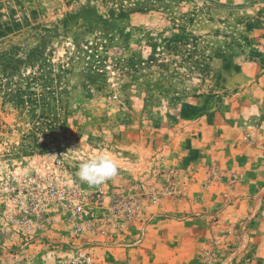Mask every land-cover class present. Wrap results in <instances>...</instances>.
<instances>
[{
	"label": "rangeland",
	"instance_id": "1",
	"mask_svg": "<svg viewBox=\"0 0 264 264\" xmlns=\"http://www.w3.org/2000/svg\"><path fill=\"white\" fill-rule=\"evenodd\" d=\"M101 150L118 172L90 186L78 165ZM262 158L264 0H0V264H59L71 240L96 264H166L157 240H201L168 264H264V240L223 261L235 243L211 241L236 240L211 212L250 207Z\"/></svg>",
	"mask_w": 264,
	"mask_h": 264
},
{
	"label": "crops",
	"instance_id": "2",
	"mask_svg": "<svg viewBox=\"0 0 264 264\" xmlns=\"http://www.w3.org/2000/svg\"><path fill=\"white\" fill-rule=\"evenodd\" d=\"M264 158L261 160L263 162V167L260 168L258 173L253 177L250 178L248 183L249 185H252L254 183V190L252 191V194L249 196L251 202L250 207L246 209L245 207H242L241 204L236 203L237 200L234 203H226L221 206H215L214 209H212V214L216 217L214 220V225L221 226L225 228L229 233H232L233 231H238V236L236 237V240L234 236L228 235L227 232H224L223 236H217L212 237L213 240H211L213 243L215 242H223L224 240L231 241L235 243V249L232 250H226L223 252V257L221 258L222 261L225 260V258H231L233 256L234 258L242 253V250L245 249L248 245V243H251L252 241H260L264 240ZM239 193V192H238ZM236 197L244 198V195L236 194ZM235 200V199H234ZM232 200V201H234ZM231 201V202H232ZM256 203V204H255ZM196 212H193L191 216L188 217V220L190 224L194 225V221H198V216L193 215ZM199 213V212H197ZM254 222V230L251 228H248V225ZM252 230L253 232H251ZM131 243L126 244L127 246H130L128 251H134L129 252V257L131 259L138 258L143 255L144 253V247H145V241L148 240H129ZM150 241V240H149ZM156 241V240H155ZM209 240V242H211ZM169 242V243H168ZM201 242V240H157L152 246L154 247V253L157 254V257H154L155 261H165L166 264L169 262H179L181 261L185 256L191 257L193 253H195V247L198 246V243ZM171 243V244H170ZM123 243H117L112 242L111 245H114L112 249L114 248V251L117 252L120 250V246ZM157 245V246H156ZM143 247V248H142ZM146 248V247H145ZM141 253V254H140ZM241 258V256H240ZM239 258V259H240ZM119 260V258H118ZM107 264H118L111 262ZM223 264H230L229 262H223Z\"/></svg>",
	"mask_w": 264,
	"mask_h": 264
},
{
	"label": "built area",
	"instance_id": "3",
	"mask_svg": "<svg viewBox=\"0 0 264 264\" xmlns=\"http://www.w3.org/2000/svg\"><path fill=\"white\" fill-rule=\"evenodd\" d=\"M67 191V190H66ZM66 191L64 193H66ZM57 194L59 195V191L55 188V185L52 186V194ZM46 195H49L48 192L45 193ZM60 196V195H59ZM76 203L73 206V212L76 215H81L83 217L89 216V211L86 208L85 201L83 200L82 195L79 197V201H77V197L75 196L73 199H70V203ZM44 203V202H43ZM34 204H37V206ZM30 211L27 210V212H30L31 215H34L38 211V207L40 205V202H35L33 198H31V201L26 204ZM43 206H45L43 204ZM129 212L133 211V208L127 209ZM126 211V210H125ZM32 219H29L27 222H30ZM37 222V220L35 219ZM34 221V222H35ZM83 227H79L78 233H81V230ZM71 242L75 243L74 246L76 247V254L71 255L69 258L66 260H62L59 264H96V258H95V253L94 249L91 247L92 242L90 240H71ZM16 264H41L38 262H31L30 258L26 259H19V257H16ZM34 259V258H33Z\"/></svg>",
	"mask_w": 264,
	"mask_h": 264
},
{
	"label": "clouds",
	"instance_id": "4",
	"mask_svg": "<svg viewBox=\"0 0 264 264\" xmlns=\"http://www.w3.org/2000/svg\"><path fill=\"white\" fill-rule=\"evenodd\" d=\"M118 172V162L106 151H96L84 157L76 175L80 181L90 186H97L113 178Z\"/></svg>",
	"mask_w": 264,
	"mask_h": 264
},
{
	"label": "trees",
	"instance_id": "5",
	"mask_svg": "<svg viewBox=\"0 0 264 264\" xmlns=\"http://www.w3.org/2000/svg\"><path fill=\"white\" fill-rule=\"evenodd\" d=\"M238 23H242V21H238ZM223 61L225 63L224 64L225 69H227V70H231L232 69V70L237 71V72L240 71V65L234 63V61L232 60V58L231 59L224 58ZM219 78L224 80V78L222 77V75L219 76ZM50 79H52V78H50ZM46 93L51 94L52 98L54 99L55 98L54 95L57 94V90L51 89V90H49L47 92H40V93H37V94L38 95L40 94L42 96H46L45 95ZM187 107L190 110H188V111L187 110L185 111V109L183 110L184 115L186 117H188L189 115L190 116L191 115H197V114H199L201 112V109L199 107H197V106L187 105Z\"/></svg>",
	"mask_w": 264,
	"mask_h": 264
}]
</instances>
